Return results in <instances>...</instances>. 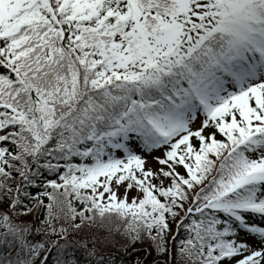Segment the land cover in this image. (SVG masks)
Segmentation results:
<instances>
[{
  "label": "snow or ice",
  "instance_id": "snow-or-ice-1",
  "mask_svg": "<svg viewBox=\"0 0 264 264\" xmlns=\"http://www.w3.org/2000/svg\"><path fill=\"white\" fill-rule=\"evenodd\" d=\"M143 242L264 264V0H0V264Z\"/></svg>",
  "mask_w": 264,
  "mask_h": 264
},
{
  "label": "trees",
  "instance_id": "trees-1",
  "mask_svg": "<svg viewBox=\"0 0 264 264\" xmlns=\"http://www.w3.org/2000/svg\"><path fill=\"white\" fill-rule=\"evenodd\" d=\"M45 175H49L48 173H45ZM49 178H55V177H49ZM39 183V182H38ZM43 190L42 188L40 189ZM30 191H33V194H35V189H30ZM47 202V200H45ZM39 215V213H38ZM85 234H87V230H85ZM101 234H107L101 230ZM117 239H120L119 236L116 237ZM181 238H183V235H181ZM171 243H175L178 245V241H170ZM149 248L148 242L143 243H136L135 245H132L127 249V251L123 250L119 246L112 247L110 250L115 252L118 257H123L124 264H136L137 259L144 262V264H154V261L158 259H164V257L159 256V254L155 251L154 248L146 251L145 249Z\"/></svg>",
  "mask_w": 264,
  "mask_h": 264
},
{
  "label": "rangeland",
  "instance_id": "rangeland-1",
  "mask_svg": "<svg viewBox=\"0 0 264 264\" xmlns=\"http://www.w3.org/2000/svg\"><path fill=\"white\" fill-rule=\"evenodd\" d=\"M156 155H160V153H156ZM147 167H151V168H154V169H155V168H158L159 165L157 164V162H156L154 159H152L151 156H149V157H148ZM120 191H121V193H123L124 189L121 188ZM137 191H138V190L133 189V190L130 192V196H135Z\"/></svg>",
  "mask_w": 264,
  "mask_h": 264
}]
</instances>
